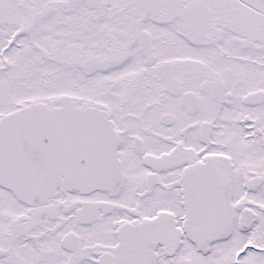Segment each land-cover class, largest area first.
<instances>
[{"label": "snow or ice", "instance_id": "1", "mask_svg": "<svg viewBox=\"0 0 264 264\" xmlns=\"http://www.w3.org/2000/svg\"><path fill=\"white\" fill-rule=\"evenodd\" d=\"M0 264H264V0H0Z\"/></svg>", "mask_w": 264, "mask_h": 264}]
</instances>
